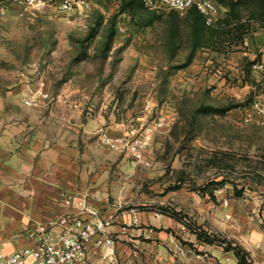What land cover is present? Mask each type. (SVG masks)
<instances>
[{"label":"rangeland","instance_id":"374dc122","mask_svg":"<svg viewBox=\"0 0 264 264\" xmlns=\"http://www.w3.org/2000/svg\"><path fill=\"white\" fill-rule=\"evenodd\" d=\"M127 3L98 0L85 18L50 7L21 15L18 5L0 4L5 108L39 124L61 96L69 101L45 128L58 133L71 119L79 130L102 117L123 124L125 133L113 137L169 116L139 162L104 146L106 129L91 136L135 167L122 211L152 218L139 227L140 242L122 238L118 256L136 264H264L250 249L264 252V118L254 108L264 101V78L253 68L264 57L256 41L264 5H240L244 24L220 39L197 12ZM40 89L47 97L26 105L27 91Z\"/></svg>","mask_w":264,"mask_h":264},{"label":"crops","instance_id":"0c3cea01","mask_svg":"<svg viewBox=\"0 0 264 264\" xmlns=\"http://www.w3.org/2000/svg\"><path fill=\"white\" fill-rule=\"evenodd\" d=\"M263 32L256 39L261 44ZM65 100L69 101L58 97L48 116H40L39 124L32 125L21 114L9 113L5 108L7 100L0 97V252L10 253L32 245L40 231L58 232L62 218L79 216L109 221L107 232L115 238L119 250L123 237L140 242L136 238L145 227H139L152 221L149 215L139 212L140 224L123 231L124 222L131 215L122 211L121 203L133 198L135 167L120 160L121 154L106 152L92 141L91 136L100 128L110 135L124 134L123 124L109 125L100 117L89 119L79 130L73 127L71 119L58 133L55 128H45L54 125L59 116L57 106ZM74 130L82 134L75 137ZM65 195L74 197L71 205L65 204ZM80 201L95 215L84 211L78 205ZM95 241L93 238L92 244ZM250 249L256 260H264V252L253 246ZM99 256V250L91 245L89 260L100 264ZM119 257L126 264H136L132 257Z\"/></svg>","mask_w":264,"mask_h":264},{"label":"built area","instance_id":"2783aa9c","mask_svg":"<svg viewBox=\"0 0 264 264\" xmlns=\"http://www.w3.org/2000/svg\"><path fill=\"white\" fill-rule=\"evenodd\" d=\"M5 1L18 5L21 8V15L50 7L59 13L83 18L93 12L98 2V0H2L0 4ZM143 2L158 13L172 10L183 16L189 10L196 9L211 29L219 28L228 12V8L219 0H143ZM3 7L2 11L5 8ZM261 30L264 31V27ZM262 53L263 56L264 50ZM253 68L264 78V57L254 63ZM38 97H47V94L42 89L37 92L27 91L25 104L34 105ZM254 108L264 118V101L255 103ZM169 119V116L160 115L142 130L130 131L127 136L113 137L105 131H100L99 140L110 150L126 153L134 162H139L149 147L151 136L158 128L166 125ZM73 202V196L65 195V204L71 205ZM78 205L83 207L84 211L95 215L85 207L84 201H80ZM130 215V219L123 225L124 232L136 226L138 222L137 210L131 209ZM108 225L109 221L100 217L87 220L80 216L74 219L62 218L58 232L40 231L32 245L10 253L0 252V264H93L89 260L91 245L100 252V264H126L117 254L116 240L107 232ZM93 238H96V241L92 244Z\"/></svg>","mask_w":264,"mask_h":264},{"label":"trees","instance_id":"16d2710c","mask_svg":"<svg viewBox=\"0 0 264 264\" xmlns=\"http://www.w3.org/2000/svg\"><path fill=\"white\" fill-rule=\"evenodd\" d=\"M0 1H2V0H0ZM121 1H123V0H121ZM136 1L137 0H128L127 6H129V4H134ZM219 1L225 7L228 8V12H227L226 18L221 22V26L219 28H217V29H211L212 31L218 32L217 36L220 37V39H223V38L225 39V37L230 35V30H228L230 28V26H232V25H233L232 27L239 26V25L242 26V24H244V22H242L241 18L239 17V12L237 10V8L240 5H242V4L245 5V4H249V3H259L261 5H264V0H219ZM192 12H197L201 16V18H202V20L204 22V19H203L202 15L196 9H191V10H189L188 13H192ZM261 27H264V25L261 26ZM242 39H244V38H242ZM239 106H240L239 104L229 105L225 109H222V110L221 109L220 110L216 109V111L228 112L231 109L237 108Z\"/></svg>","mask_w":264,"mask_h":264}]
</instances>
